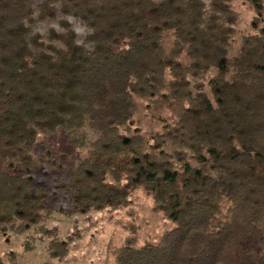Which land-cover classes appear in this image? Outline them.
I'll return each mask as SVG.
<instances>
[{
    "label": "trees",
    "instance_id": "1",
    "mask_svg": "<svg viewBox=\"0 0 264 264\" xmlns=\"http://www.w3.org/2000/svg\"><path fill=\"white\" fill-rule=\"evenodd\" d=\"M230 1L42 0L38 19L60 12L86 24V48L67 21L50 42L30 34L31 0H0V231L43 217L48 192L31 172L42 167L38 135L62 129L83 146L88 126L91 155L67 174L72 207L123 205L142 185L154 209L179 222L158 243H127L116 264H264L253 244L264 235V0H243L256 32L234 54ZM210 68L211 97L190 80ZM157 95L186 105L152 137L154 153L132 125L135 96ZM65 251V241L49 248Z\"/></svg>",
    "mask_w": 264,
    "mask_h": 264
},
{
    "label": "rangeland",
    "instance_id": "2",
    "mask_svg": "<svg viewBox=\"0 0 264 264\" xmlns=\"http://www.w3.org/2000/svg\"><path fill=\"white\" fill-rule=\"evenodd\" d=\"M41 1L31 0L35 14L34 21L29 24L30 34L39 33L43 41L50 42V30L65 34L67 28L63 26V21H67L75 32L76 41L86 48L91 47V43L85 40L90 29L80 18L57 12L53 18L38 19V4ZM230 6L236 14L230 39V54H234L242 36L256 32L251 25L255 13L243 0H231ZM171 41V37L164 36L166 50L170 49ZM181 60L187 63L183 54ZM214 73L215 69L210 68L199 77H190L191 83H201L202 90L211 97L208 80ZM135 100L136 123L132 127H138V132L145 139L143 150L156 153L159 148L153 149L151 146L154 141L152 137L162 132L163 123L176 121L186 100L174 99L170 95L135 96ZM83 133V146L73 145L62 129L38 135L33 155L42 167L31 172L35 181L48 192L47 205L39 222L20 230L17 228L20 221L14 220L4 232L0 231V259L4 264H116L119 249L127 243L134 247L158 243L165 232L179 225L178 221L166 217L161 210L154 209L152 195L142 185L130 191L123 205L90 209L85 213L75 210L71 204L67 174L80 159L91 155L89 144L97 137V132L88 126ZM162 147L170 152L168 144ZM194 164L206 168L205 165ZM0 169H3L1 165ZM107 179L111 180V177ZM58 241L66 242V251L59 257H53L49 248ZM253 244L258 250H264V235L261 239H255Z\"/></svg>",
    "mask_w": 264,
    "mask_h": 264
}]
</instances>
